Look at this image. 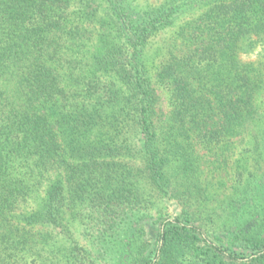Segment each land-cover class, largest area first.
Instances as JSON below:
<instances>
[{"label":"trees","instance_id":"1","mask_svg":"<svg viewBox=\"0 0 264 264\" xmlns=\"http://www.w3.org/2000/svg\"><path fill=\"white\" fill-rule=\"evenodd\" d=\"M0 264H264V0H0Z\"/></svg>","mask_w":264,"mask_h":264},{"label":"rangeland","instance_id":"2","mask_svg":"<svg viewBox=\"0 0 264 264\" xmlns=\"http://www.w3.org/2000/svg\"><path fill=\"white\" fill-rule=\"evenodd\" d=\"M168 35V34H167ZM169 36L171 35H168V37L166 38H169ZM162 39H157L155 40L152 45L150 46V50H149V54L151 55L155 49H157L160 45H163ZM243 59L244 60H253L254 57L252 56H248V55H244L243 56ZM163 97V100L165 101V97L162 95ZM163 101V108L165 109V103ZM206 177H208V180L210 181V183L212 184L210 186V191L213 195V197L217 200V199H222L224 197V195H226L228 193V190L227 188H225V186H223L222 184H220V181L221 180L217 175H214L213 177L210 175H205ZM205 177V178H206ZM207 180V181H208Z\"/></svg>","mask_w":264,"mask_h":264}]
</instances>
